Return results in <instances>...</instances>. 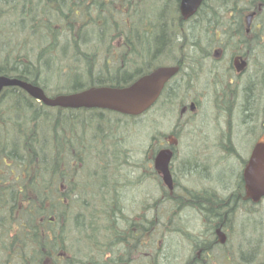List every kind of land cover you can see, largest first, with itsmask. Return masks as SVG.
<instances>
[{"label":"rangeland","instance_id":"rangeland-1","mask_svg":"<svg viewBox=\"0 0 264 264\" xmlns=\"http://www.w3.org/2000/svg\"><path fill=\"white\" fill-rule=\"evenodd\" d=\"M179 4L0 0V75H24L49 95L65 87L70 76L97 86L114 85L180 59L185 62L172 83L177 93L168 107L160 103L137 117L106 111L100 127L76 110L59 112L21 99L19 105L36 117L31 121L37 131L35 153L4 165L6 155L0 150V185L9 186L0 190V214L5 216L0 264H39L35 244L45 242L48 252L57 253L60 232L72 234L68 264H161L154 258L158 246L162 264H264V198L243 200L241 178L251 153L249 141L264 121V0H206L185 21L179 18ZM251 13L256 15L247 26ZM126 34L133 37L126 41ZM235 54L248 59L240 75L231 66ZM216 83L227 88L230 111L216 108L223 100L212 106ZM187 92L196 98V110ZM176 104L185 109L181 116ZM174 129L180 137L173 144L175 184L168 190L150 160L151 138ZM227 132L235 156L217 150L219 136L225 139ZM76 134L90 144L98 139L90 153L84 146L77 153ZM165 142L170 143L168 137ZM76 166L84 170V190L74 193L78 207L60 231L53 218L52 223L43 218L56 203L60 206L58 197L72 195L74 186L62 187L56 179L63 168L70 177L76 174ZM204 186L215 191L213 205H181L182 192ZM220 216L226 218L229 235L208 248L209 240L201 241L212 235L210 227ZM91 239L104 244L105 254L89 246ZM245 241L254 246L246 248Z\"/></svg>","mask_w":264,"mask_h":264},{"label":"water","instance_id":"water-1","mask_svg":"<svg viewBox=\"0 0 264 264\" xmlns=\"http://www.w3.org/2000/svg\"><path fill=\"white\" fill-rule=\"evenodd\" d=\"M205 0H181L179 13L183 19L193 16ZM244 63L237 68H244ZM178 67H159L147 73L125 87H93L78 92L47 96L37 85L15 77L0 75V93L5 87L17 86L27 94L50 107L61 108H100L126 115L137 116L146 111L159 97L166 82L178 72ZM171 150H160L154 166L162 174L164 183L171 188L172 179L169 170ZM251 197L254 200L264 196V132L257 140L251 152L244 172Z\"/></svg>","mask_w":264,"mask_h":264},{"label":"trees","instance_id":"trees-1","mask_svg":"<svg viewBox=\"0 0 264 264\" xmlns=\"http://www.w3.org/2000/svg\"><path fill=\"white\" fill-rule=\"evenodd\" d=\"M182 23V22H181ZM18 78L29 81L33 84L35 83V80L26 78L24 75H19L17 76ZM80 81L77 83V81ZM121 81V80H120ZM120 81L117 80V82L114 83V86H120ZM189 81L187 80V84ZM97 82H88V83H83L77 76L69 77L66 83V86L63 88H60L54 92H51L53 94H59V93H70V92H77L85 88L89 87H94L97 86ZM217 86L220 87V84H216ZM109 86V85H107ZM112 86V85H110ZM214 90V95H215V101H224V104H219L216 107L218 110H227L230 111L232 109V100L229 97L227 88L224 86V88ZM213 94V91H212ZM24 98L25 100H31V98L20 88L18 87H8L3 90V92L0 95V150L6 157H3V164L5 165L7 162L10 164H14L15 161L17 160H22V159H29L30 156H32L35 151H33L32 147V140L35 136L36 131V124L31 123L32 120L36 119L34 116H29L25 108L19 105V102L21 99ZM41 105V104H40ZM42 107H45V105H41ZM59 112L62 111H67L70 114H72L75 110H63L60 108H55ZM76 112H80L84 114L85 116L88 117V122L90 124H94L96 127H100V119H102V114L105 112L99 111V110H76ZM34 115L37 116V112H34ZM25 117H30L26 119ZM91 119V120H90ZM92 121V122H91ZM231 134V133H230ZM73 141H76V147L78 150V154L82 151V146H84L83 151L86 152L87 150L89 153L92 151L93 147L96 145L98 142V139L95 143L90 144V140L88 141L87 137H84V135H75ZM156 141H154L155 143ZM151 151L154 154L156 152L155 146L153 145L151 147ZM152 154V155H153ZM88 157V154L85 156V158ZM8 166V165H7ZM34 167H38V164H35ZM66 168H63L62 171L60 172V178L59 180L56 179V182H60L64 186L68 184V179H69V173L65 170ZM37 171V169L35 170ZM41 171V167H40ZM33 178V177H32ZM32 178H29L31 180ZM43 180V179H42ZM10 184H12L11 181H9ZM14 183V182H13ZM43 184V183H42ZM73 186L76 188V192H81L84 190V185H83V180H82V174L79 175L78 178H75L73 180ZM8 184H2L0 185V190L3 189L5 192L7 191L6 189L8 188ZM0 196L2 198V195L0 193ZM3 199V198H2ZM1 199V200H2ZM58 203L55 204L54 207H51V214L53 215L57 221L62 224L61 228H65L67 226V223L69 221V210L71 207L73 209V212L77 209V203L76 202H71V204L66 205V203H59L60 206H56ZM68 206V209L66 208ZM1 211V210H0ZM5 224V216L3 214H0V226ZM67 235H64L63 238H66ZM64 245H66V242H63ZM42 247H45V242L36 244L35 248L37 249V254L38 256L42 257L45 255V251L43 250ZM38 257V259H39ZM39 262V261H38Z\"/></svg>","mask_w":264,"mask_h":264},{"label":"flooded vegetation","instance_id":"flooded-vegetation-1","mask_svg":"<svg viewBox=\"0 0 264 264\" xmlns=\"http://www.w3.org/2000/svg\"><path fill=\"white\" fill-rule=\"evenodd\" d=\"M255 15H256V13H251V14L247 15V21H246V25L247 26L250 25V23L252 21V18L253 17L255 18ZM184 63H185L184 62V59H180V60H177V62L174 64L175 66H178L179 71H178V73L175 76H173L165 84V86H164V88H163V90L161 92V95L155 101L154 106L157 105V104H160V103L162 104L161 106H163V107L164 106L165 107H168L170 105L171 100L173 98V95L175 93H177L172 88V86H173L172 83L175 82V81H177L178 80V77L183 72L182 67L185 66ZM242 63L245 64V67L243 68L242 71L238 72L237 71V68L239 66H241ZM231 66H232V69L235 72V74L240 75V74H242V72H245V70H246V68L248 66V59H246L245 56H240L238 54L237 55L235 54V55H233V58L231 60ZM130 83H132V82H128L127 85L130 84ZM189 83H190V79H189ZM216 84L213 86V89H215V90H217V88L219 87ZM218 84H220L219 89L224 88V85L223 84H221V83H218ZM213 89H212L213 94L210 96V98H212V102H213L212 103V106L214 104V101L216 100ZM166 92H168L169 95ZM173 92H175V93H173ZM233 92L234 91L232 89H230V94L231 95H233ZM187 96L188 97H191L190 100H189V104L191 105L192 110H196V106H195V101H197L196 98L194 97V95L193 96L190 95L189 92H187ZM223 104H224V101H223ZM171 106L173 107V105H171ZM175 107H177V109L180 108L179 109V112H180V116H181L184 113L185 109L182 108V107H180L178 104H176ZM179 119H180V117H179ZM261 123L262 124L258 127V133L255 132L257 134L252 135V139L253 140H256L257 137H258V135H259V132H261V131L264 130V121L262 120ZM246 133H249V132L247 131ZM176 136H178V132L177 131H172L171 134H165L164 133V135L162 134L161 136L157 137L155 144H152V142H151V144L155 146V150H156V152H154V155L153 156L152 155L150 156V160L151 161H153L154 156L157 154V151L158 150H160L162 148H170L171 149V152H172L171 157L172 158L170 159V162H169V169H170L171 175H173V171H172L171 164H172L173 157L175 156V149H174L173 144L177 143ZM167 137L169 138V142H170L169 144L167 142H165L166 139H167ZM228 140H232V137H231V135H230L229 132H227L225 134V139H224V137L219 136V144L218 145L221 148H217V150L219 152H222V155L223 156H226V155H233V156H235V154H236L235 150H232V148H230V149L225 148V146H224L227 143ZM221 142H223L224 144H222ZM248 154H249V150H248ZM247 161H245L244 164H247ZM76 167H77V169H79V171L76 174L72 175V176H77L78 173L81 172V170H82L81 168H78V166H76ZM154 169H155V167H154ZM241 178H243V173L241 175ZM173 181H174V178H173ZM72 183H73L72 180L70 182L68 181V184H70L68 186H71ZM163 184H164V182H163ZM174 184H175V182H174ZM174 184H173V186H174ZM67 189H68V187H67ZM69 190H71L72 196H67L66 197V200L68 201V205H69V201L73 200V197H74L73 196V192H74L73 189H69ZM168 190H169V187H168ZM181 196H182V198H180V201L182 202L181 205L196 203L199 206H202V205H213L214 203L212 202V199L211 198L212 197L213 198L216 197V194H215V191L211 190L207 186H204V187L194 188V192H189L188 193V192L184 191V192L181 193ZM243 200L249 201L250 198H249V196L248 197H243ZM212 227H214L213 229L215 230L216 236L214 237V240L213 239L212 240H209L210 243L211 244H215V242L216 243H221V242L223 243L224 240H225V236H227V234L229 235V231H230V228L228 227L226 218L224 216H220V221L218 223L212 224L210 228H212ZM130 232H131V230H130ZM122 234H124V232ZM203 237H205V236H203ZM88 243H89V246L92 247L93 249H95L96 252H98V253H102L104 251V249H105V246H104L103 243H100V242H98V241H96L94 239L89 240ZM55 257H59V260H62V259L65 258V254H63V253H57V255ZM66 257H69V260L72 259L71 255H68ZM227 259H228L229 262H231V259H230V257H229L228 254H227ZM56 262H57V260H56ZM43 264H46V263L43 262Z\"/></svg>","mask_w":264,"mask_h":264},{"label":"bare ground","instance_id":"bare-ground-1","mask_svg":"<svg viewBox=\"0 0 264 264\" xmlns=\"http://www.w3.org/2000/svg\"><path fill=\"white\" fill-rule=\"evenodd\" d=\"M181 1V0H180ZM64 3H62V5H63ZM64 7H67V5L65 6V5H63ZM138 34L139 33H136V31H135V36H138ZM133 37V34L131 35V34H126V41H129L130 40V37ZM129 37V38H128ZM128 38V39H127ZM136 79V78H135ZM134 79V80H135ZM128 82H132V81H129V80H124V79H122L121 81H120V86H118V87H124V86H126L127 85V83ZM213 103V102H212ZM215 103V102H214ZM154 106V103L149 107V108H147L146 109V111H148V110H150L152 107ZM132 117H137V116H132ZM155 135L154 136H152V141L154 142V141H156V138L158 137L157 136V133L155 132L154 133ZM178 136L180 137V134L178 133ZM223 137V136H222ZM232 145V141L231 140H228L227 141V143L224 145L225 146V148H228V149H230L231 146ZM87 164H88V166H89V168L92 166L91 165V161H87L86 162ZM242 183H244V188H245V196L244 197H248L249 196V198L251 199L252 197H251V194H250V191H249V187H248V185H247V180L245 179V178H242ZM243 197V196H242ZM216 228V227H215ZM208 234H212L211 236H205L204 238H203V240L201 241V244L203 243V245L208 241V240H211V239H213L215 236H216V233H215V230L213 229L212 231H209V233ZM210 241H208L207 243H209ZM213 245L214 244H209V245H207L206 247H208V248H212L213 247ZM244 245H245V247L246 248H250L251 246H254V244H252V243H250V244H247L246 243V241L244 242ZM159 247H157V250H156V254H155V256L157 255L158 257H154L155 259L157 258V259H159L160 261H164L165 259H163L162 260V257L159 255V249H158Z\"/></svg>","mask_w":264,"mask_h":264}]
</instances>
